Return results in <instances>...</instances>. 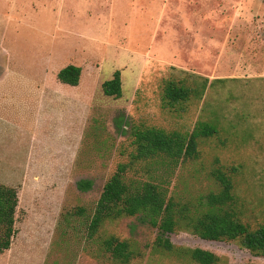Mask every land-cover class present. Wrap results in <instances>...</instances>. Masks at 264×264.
Here are the masks:
<instances>
[{
  "label": "rangeland",
  "instance_id": "1",
  "mask_svg": "<svg viewBox=\"0 0 264 264\" xmlns=\"http://www.w3.org/2000/svg\"><path fill=\"white\" fill-rule=\"evenodd\" d=\"M68 64L81 69L75 86L57 78ZM116 69L119 98L101 89ZM176 69L236 80L165 106L164 82ZM212 111L218 133L199 140L197 158L132 161L135 128L188 133ZM120 164L127 178L160 183L179 205L217 189L215 168L231 172L242 221L262 222L264 0H0V183L18 194L16 233L0 264H110L87 247L76 212L93 206ZM87 178L94 186L83 191L77 182ZM157 234L136 217L100 229L131 242L129 264H194L186 247L213 252L217 264H264L236 241L180 228L168 233L174 249L166 251Z\"/></svg>",
  "mask_w": 264,
  "mask_h": 264
},
{
  "label": "trees",
  "instance_id": "2",
  "mask_svg": "<svg viewBox=\"0 0 264 264\" xmlns=\"http://www.w3.org/2000/svg\"><path fill=\"white\" fill-rule=\"evenodd\" d=\"M177 76L168 78L162 89V103L174 107L192 99L201 100L208 88L218 82L236 80L208 77L176 69ZM80 67L68 64L57 73L60 82L75 86L79 82ZM104 95L119 98L122 94L121 72L116 69L111 78L101 84ZM210 119H199L188 133L167 132L156 127L135 128L132 131V161L177 163L199 155L198 142L218 133L219 115L215 111ZM131 161V162H132ZM235 170V168H233ZM211 175L218 187L201 195L196 203L179 205L167 196L163 186L152 180H131L126 177V165L120 164L105 181L99 197L87 211L81 207V217L87 247L96 245L97 254L105 256L110 264H129L136 254L130 241L115 235H100L105 221L122 217H136L140 222L157 229L155 245L173 251L168 233L183 228L206 240L236 241L255 256L264 257V218L256 227L242 221L236 207L231 172L215 168ZM79 189L90 191L91 178L77 182ZM18 194L15 187L0 183V253L8 250L16 233ZM194 264H217L218 257L200 247L182 248ZM254 264V263H251Z\"/></svg>",
  "mask_w": 264,
  "mask_h": 264
}]
</instances>
